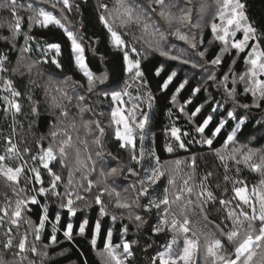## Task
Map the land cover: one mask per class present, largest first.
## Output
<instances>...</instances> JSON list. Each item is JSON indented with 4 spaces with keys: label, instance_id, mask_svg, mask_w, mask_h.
<instances>
[{
    "label": "snow or ice",
    "instance_id": "6c2138e0",
    "mask_svg": "<svg viewBox=\"0 0 264 264\" xmlns=\"http://www.w3.org/2000/svg\"><path fill=\"white\" fill-rule=\"evenodd\" d=\"M213 2L215 12L211 21H205L204 17L210 5L207 0H201L197 9L198 19L194 22L193 0H114L111 9L103 0H97L99 23L106 29L112 48L121 53L126 75L121 88L110 89L106 84L108 72L97 74L86 61L83 20L76 28L71 26L66 15L73 11L81 14L88 0H27V3L24 0H0V9L7 11L10 17L0 20V29L7 28L8 33L0 34V41L4 42L3 48H0V92L6 93L0 95V112L6 118L11 115L13 134L16 133V118L23 114L21 98L31 106L33 123L40 119L43 105H47L49 114L56 120L49 133L51 139L45 145V137L41 136L36 142L35 154L29 148L21 150L13 136L4 137L0 177L12 189L14 199L5 195V203L0 206V229L4 230V238L0 240V249L4 253L0 254V264H37L33 257L39 258V264H46L50 260V246L61 243L57 235L59 232L70 243H75L77 236L84 237L96 250L100 264H134L136 253L133 246L139 245L140 240L126 239L129 224L124 222L125 219L135 224L137 232L146 233L143 251L148 257V264H198L197 258L201 253L204 264H264V149L249 147L245 143L228 151L229 145L239 143L238 133L250 119L254 120L258 134L264 136V23L258 25L252 21L247 0ZM57 9L59 15L56 14ZM21 12L27 13L26 18ZM153 17L167 26V32L161 30ZM129 25L139 26L143 33L151 30L158 40L154 45L149 42L147 49H138L135 41L142 37L133 34L130 42L125 38L128 33L120 30ZM50 26L62 30L70 42L69 62H74L84 82L72 80L70 76L57 80L49 74L48 81L43 85L45 100L42 103L33 97V88L40 87L32 78L34 70L42 77L45 75L39 67L42 64L54 65L61 71L64 68L60 59L64 55L62 44L47 42L41 46L31 34L34 27L47 29ZM205 27H210L213 37L207 47L204 46ZM169 35L184 42L187 48L165 43ZM21 39L23 44H20ZM217 44L219 50L208 59L209 49ZM173 49L176 51L173 52ZM33 51L40 53L38 59H32L30 54ZM156 51L167 60L198 69V73L193 75L200 76L196 85L189 87L187 75L174 83L178 77L177 70L166 72L163 63L154 68L156 77L165 74L157 84L159 91L165 93L166 99L171 92L170 106L167 107L170 123L162 129L165 138L163 151L172 154L179 150L188 152L193 144L207 146L224 168L223 194L229 191L227 183H232L231 192L234 195L230 199L219 198L210 186V178L215 175L213 171H206L194 186L189 184L193 178L189 175L183 179L182 186L171 194L167 187L162 195L156 194L158 184L166 175L168 184L176 187L175 176L165 165L174 163L178 169L183 163L179 159L162 162L157 153V134L152 131L150 123L156 97L149 88L146 69L142 67V61ZM190 53L197 59H192ZM229 56L232 57L231 64L225 67L226 57ZM106 59V55L101 57L102 62ZM240 59L244 68L237 71L234 66ZM12 77H19L21 81L27 78V92H22ZM170 86L174 90H170ZM186 89L189 94L184 97L182 93ZM201 93H204V99L198 102ZM92 96L110 98L107 125L102 124L100 118L105 113L97 111L96 105L91 102ZM125 97H128L127 101ZM145 103L147 111L142 107ZM128 104L131 106L127 107ZM253 109L259 110V118ZM182 118L190 127L178 123ZM112 126H115L114 136L119 148L128 150L130 161L139 166V170L127 166L125 179L128 176L136 179L122 191L109 184L110 178L124 174L122 165L110 167L107 171L101 169L102 181L90 178L97 164L90 144L95 145V157L102 158L106 138L111 135L106 128ZM81 129L84 130V138L80 137ZM217 137L223 139L219 149L213 148ZM257 138L250 137L249 143ZM70 151L75 154L74 168H68L66 163ZM108 155L112 156L110 152ZM10 160L20 163L12 166L8 163ZM229 161L237 166V174L241 172L239 165L243 164L251 172L259 173L261 179L249 187L245 180L230 177ZM54 162L61 168H68L63 191L60 190L63 177L53 170ZM189 167L193 172L197 167L195 154L190 157ZM42 170L48 174L47 183ZM76 173L81 175L78 185L74 183ZM100 183L103 187H99ZM216 187L220 188L218 182ZM194 188L198 189L195 200L191 198ZM105 196L115 209L126 210V215L125 212L119 216L110 212ZM90 198L92 203H89ZM53 200L57 202L58 210L50 214L49 201ZM92 204L98 206L95 220L90 221L84 215L74 226L71 218L77 217L78 212H86ZM216 204L219 205L217 211L223 214L220 223L209 220V205ZM33 206L38 212L37 222L28 215L34 210ZM197 209L206 222L203 228L199 227V221L194 223L189 215ZM62 212L69 218L63 223ZM153 214L155 222L151 223ZM105 217L110 219L107 226ZM21 223L28 226L22 234ZM49 224L48 243L38 247L37 242L42 240ZM209 224L215 231L205 230ZM114 230L118 232L119 243H114ZM167 233L171 234L170 238L156 245L153 238ZM29 235L32 236L31 241ZM98 240H102V248L98 247ZM149 250H153L154 254ZM68 252L69 249L64 248L58 255L65 256ZM9 253L12 259L6 258ZM80 255L85 254L82 252ZM80 264H88L87 259Z\"/></svg>",
    "mask_w": 264,
    "mask_h": 264
},
{
    "label": "trees",
    "instance_id": "16d2710c",
    "mask_svg": "<svg viewBox=\"0 0 264 264\" xmlns=\"http://www.w3.org/2000/svg\"><path fill=\"white\" fill-rule=\"evenodd\" d=\"M113 0H103V2L110 5ZM25 2V0H24ZM96 2L94 0H88V5L86 8L81 9V14H77L75 11L72 13L71 18L73 19L71 23H73L76 28H79L81 20H83L84 28L82 29V32L84 34V43L86 45L85 48V55H86V61L89 63V67L99 74L100 72L107 71L109 74V80L106 81L107 87L112 86H118L121 84L125 79L126 75L123 72V64H122V57L121 53L115 51L109 41V37L107 34L106 29L103 27L102 24L99 23L98 16H99V10L96 8ZM247 8L249 15L254 23H257L258 25L261 23H264V0H247ZM21 15H24L25 18L27 16V13L21 12ZM9 13L5 10L0 9V20H6L9 19ZM0 34L7 35V28L0 29ZM33 36L36 38V43L43 46L47 42H60L62 44V51L64 52V55L60 58L64 68L63 71L56 69L54 65L51 64H42L40 65L41 71L45 73L44 76L40 77L36 74L35 70L33 72L32 78L37 81V84L40 85V87H34L33 88V97L35 100H39L43 103L45 100L43 85L48 81V75H53L57 80L63 79L65 76H70L72 80H79L81 83L84 82L82 79L81 74L75 67L74 62H69L68 58V51L70 48V42L67 41V38L63 35L62 30L50 26L49 28H40V27H34L32 29ZM204 46L207 47L208 41H210V31L206 29L204 31ZM171 41V40H170ZM20 44H23V40H20ZM4 42L0 41V48H3ZM88 45H91V47H88ZM35 48V44L33 45ZM219 50L218 44L216 46H213L209 49L207 53V58L211 59L216 52ZM95 51V55L93 54ZM15 55V54H13ZM32 59H38L40 57V53L38 51H33V53L30 54ZM52 55V54H49ZM107 56V59L102 62L101 57ZM235 53L233 52V56ZM243 56V54H241ZM232 57H226L225 60V67H227L229 64H231ZM161 63L165 65L166 72H170L171 70L175 69V63L171 61H165L162 60L161 56L158 54H153L147 58V60L142 61V67L146 69V76L149 80V88L153 92L154 96L156 97V100L153 105V110L151 113V127L152 131H154L157 134L156 138V145H157V153L161 156L162 162L165 160L168 161H175L176 159H188L193 154L197 156V167L194 171V183H199L201 177L205 174L206 171H213L215 175L210 178V186L213 188V190L216 192L217 196L219 198H228L230 199L234 194L231 192L232 183L229 181L227 183V188L229 191L226 194H223V188L225 186V182L223 181V175H224V168L215 156V153L213 151H209L207 146H201L198 144L191 145L190 151L185 152L183 150H179L175 153L169 154L165 151H163V145L165 142V138L162 132V129L170 123L169 117L167 115V107L169 105V99L171 92L168 93L169 99L165 98V93H162L158 89V82H161V78L165 75L164 73L161 74V77H156L154 75V68L158 67ZM243 60L240 59L237 61L235 67V70L241 71L243 69ZM189 70V69H188ZM187 71V70H186ZM185 77V72H178L177 80L174 81V83H177L179 80H182ZM14 80L17 81V87L22 92H27V88L25 85L27 84V78H25L23 81L19 77H12ZM198 81L197 80H190L189 87H193L196 85ZM170 90L172 89V86H170ZM188 90L186 89L182 95L184 97H187ZM0 95H4L3 92H0ZM204 99V93L200 94V99L198 102H203ZM104 101H108V98L104 97H97L92 96L91 102L96 105V109L99 112V104L103 103V105H106L109 103H104ZM99 102V103H97ZM21 103L23 106V114L19 115L16 118V133L13 134V131H11V128H13L14 121L10 115V117L3 118L4 115H2V112H0V154H3L5 143H4V137L6 136H13L14 141H16L19 144V147L21 150L24 148H29L32 150V154H35L36 152V142L40 139L41 136L45 137L43 143L47 145L49 140L51 139L49 136V133L53 130L52 125L56 123L55 117L49 114V109L47 108V105H43L41 107V117L38 121L32 122L33 118L30 114V104L29 102L21 98ZM75 103V101H73ZM253 113L256 115V117L259 116V110L253 109ZM90 115V114H86ZM102 119V117L100 118ZM103 119V123H104ZM180 125H183L185 127H190L186 124V122L181 119L178 122ZM29 124H31V127H29ZM257 136V140L251 141L253 144V147L258 148L264 146V136H261L257 132V126L254 123V120L250 119L249 123L245 126V128L241 131V133H238V141L240 144L249 142L250 137ZM80 137L83 138L84 135L80 134ZM90 139V138H89ZM238 143V144H239ZM223 145V139L221 137H217V139L214 141L213 148L219 149L222 148ZM105 148L107 152L111 153L112 156L110 157L112 162H117V164L123 165L122 163H126L128 161L129 166L137 168L139 170L138 166L134 163H130L127 152L125 149H120L118 146V142L115 141L112 137L106 138ZM229 151V150H228ZM112 157H116L118 159H113ZM25 159H28L27 156H25ZM17 161L15 164H18ZM31 163V162H30ZM232 161H229L230 171L228 172V175L233 178H238L236 176V167L232 166ZM234 164V163H233ZM240 167V166H239ZM42 176L45 180H49V178H46V175L42 171ZM259 175L252 174L249 171H246L244 169H241V172L239 173V179L245 180L248 184H253L258 181ZM65 178V176H64ZM128 179H132L131 176H128ZM47 180V182H48ZM163 180V178H162ZM3 178L0 177V195H2L4 188L6 186L3 183ZM46 182V183H47ZM220 184V188L216 187V183ZM63 183H66L65 180L62 182V188L60 190H63ZM163 183V182H162ZM110 184V183H109ZM112 185V184H111ZM22 186V185H21ZM120 188H123L122 186H119ZM125 187V186H124ZM194 191H198V189H194ZM92 202V201H91ZM235 203V201L233 202ZM50 204V214H54L57 209V202L55 200L49 201ZM34 210L29 213L28 215L30 218L37 222L38 219V212L35 209V206H33ZM219 208V205H209V220L215 221V223H220V221L223 219V214L217 211ZM98 212V206L95 204H92V207L88 209L86 212H78L77 217L71 218L72 222L74 223V226L77 224V221L84 215H87L90 218V221H94ZM62 223L67 221L69 218L62 212ZM54 218V217H52ZM125 223L129 224V233L126 237L128 240H136L139 239L140 243L139 245H134V251L136 253V260L134 264H148V257L144 254L143 248H144V239L146 237V233L141 231L137 232V229L135 227V224L127 221V219L124 220ZM151 223L155 222V215L153 214L151 218ZM104 223L107 226L110 224V219L108 217L104 218ZM117 229L119 228V224L116 226ZM51 232V225L49 224L48 227L45 229L44 235L42 236V240L37 243L38 247H42L44 243H48L47 235ZM87 234V233H86ZM58 238L60 239L61 243L59 245H51L48 249L50 260L46 262V264H80V261L87 259L88 264H100V258L97 256L96 250H93L88 243V241L84 237L77 236L75 238V243H70L66 240H64L62 232L57 233ZM169 233L167 234H159L155 236L153 239L156 243V245H161L167 241L169 238ZM0 238H2V234L0 231ZM114 243H119L120 238L118 235V232L114 230V236H113ZM98 247H103L102 240H98ZM64 248H68L69 252L66 253L65 256H60L58 253L62 251ZM1 250V249H0ZM154 254L153 250H149ZM84 253L85 255L81 256L80 253Z\"/></svg>",
    "mask_w": 264,
    "mask_h": 264
},
{
    "label": "rangeland",
    "instance_id": "374dc122",
    "mask_svg": "<svg viewBox=\"0 0 264 264\" xmlns=\"http://www.w3.org/2000/svg\"><path fill=\"white\" fill-rule=\"evenodd\" d=\"M94 1L97 3V0H94ZM77 2H78V0H77ZM200 2H201V0H193V21L194 22H195L196 19H198L197 9L199 8ZM25 3H27V0H25ZM207 3L210 5V7H208V9L206 10V12L204 13V17H205V21L210 22L211 19H212V15L215 12V4H214L213 0H207ZM113 4H114V0L109 5V8L110 9L113 7ZM44 6L48 10H50V11L52 10L50 6H48V5H44ZM58 8H59V6H58ZM73 12L66 13V15L68 16V19L70 21L71 26L76 27L73 23H71L72 20H73L71 18V15H72ZM56 14L59 15L58 9L56 11ZM153 19L156 20L160 24L162 31L167 32V26L162 21H158V18L157 17H153ZM206 29H208L210 31V40H212L213 37H212V34H211L210 27L203 28V34H204V31H206ZM120 30L122 32L128 33V35L125 38L127 40H129L130 42H132V36H133V34L136 37H142V39H140L138 41H135L136 47L138 49H141V48L147 49L149 42H151L154 45L155 42H156V40H158V37H154L151 34V30H149V33H143L141 31L140 27L137 26V25H129L128 27L121 28ZM239 35L240 34L238 33V36ZM165 43H167V44H176L177 45V48H187V45H185L184 42L177 40L176 37L175 36H172V35H169L168 36V40ZM172 51L175 52L176 50L173 49ZM153 54H158L159 56H161L159 54V52L156 51V52H151V54H149L148 57L151 56V55H153ZM190 55H192V54L190 53ZM161 58H162V60H165V61H171V60H167L163 56H161ZM192 59H197V57H195L194 55H192ZM171 62H174L175 63V65H176L175 68H176L177 72H180V71L185 72V76L187 75L189 77V80H197V78H198V80L200 79V76L199 75H193L194 73H198V71H199L198 69H192L190 65H180L176 61H171ZM243 68H244V66H243ZM181 69H183V70H181ZM123 82L121 84H119L118 86H112V87H108V88H110V89L121 88L123 86ZM0 87H2V84H0ZM143 91H146V90H142V92ZM3 94L5 95L6 93H3ZM125 100L127 101L128 100V97H125ZM105 102L110 104L111 103L110 98H108V101H104V103ZM109 104H107L108 107H106V105H103V103H100L99 104V110L100 111H103L105 113V116L102 117V119H101V122H102L103 125H107L108 122H109V111H110ZM130 106H131V104H128L127 105V107H130ZM142 107L144 108V110L147 111V105H146V103L143 104ZM2 115H4V114L2 113ZM150 115H151V113H150ZM7 117H10V115L7 116ZM3 118H6V117L3 116ZM257 118H259V116ZM103 119H105L104 120V123H103ZM114 127L115 126H112V128H106V131L109 132V133H111V135H109L108 137H112L116 141L115 136H114ZM11 131H12V128H11ZM80 134L84 135V130L83 129H81ZM73 135L75 137L76 134L73 133ZM14 142H16V141H14ZM245 143H247L249 145V147H253V145H252L253 143L252 142L249 143L247 141ZM245 143H242V144H245ZM240 145H241L240 143L239 144H236V145H229V148H228L229 152L231 151L232 147H240ZM138 146H139V142H138ZM253 148H255V147H253ZM258 148L264 149V146L258 147ZM90 150L93 151V159H96V161H97L96 171L91 174L90 178L91 179H94V180H97V181H102L103 180V177L100 175L101 169H104L105 171H107L110 167H117L118 164L115 161L114 162L111 161L110 156L108 155V152H107V150H106L105 147H104V154H103V157L102 158L95 157V154H94L95 153V145H91L90 144ZM126 152H127V156H128V159H129V152H128V150H126ZM179 160L183 161V163L179 166L178 169H177V166L174 163L165 165V167L167 169H169L170 174H173L175 176V179H176V187L173 188L172 186H170L168 184V175H166L165 177H163V180L161 179L160 183L158 184V186L156 188V194L157 195H162L163 190H164L165 187L169 188V193L170 194L172 192L176 191L178 188H180L182 186L183 179H187L189 175H192V177H193L192 180L189 181V184L191 186L196 185V182L194 183L195 178H194L193 169L189 167L190 158H188L187 160L186 159H183V158L182 159H179ZM17 161L18 160H10V161H8V163L11 164L12 166H16L15 163ZM18 162L20 163V161H18ZM129 162L132 163L130 161V159H129ZM66 163L68 164V168H74L75 167V154H74L73 151H70L69 152V156H68V159H67ZM233 163H232V166H235L236 167V165L233 164ZM122 164H123L122 166H124V174L118 175L116 177H113V178H110L109 179V183L112 184L113 187H116L118 191H122V188H120L119 186H122V187L125 186V187H127L128 184L134 182L135 179H136L135 177H132V179H128V177H127V179H125V176L127 175L126 169H127V166H129V163L127 161L126 163H122ZM239 166H240L241 169H244L246 171L251 172L250 169L248 167H246L245 165L241 164ZM68 168H61V166L58 163H55L54 162V169L53 170L56 171V172H58L59 174H61L62 177H63V180H65V182H67V179H68ZM138 168H139V166H138ZM42 171L46 175V178H49L47 172L45 170H42ZM251 173L252 174L259 175L258 181L256 183H253V184H257L259 182V180L261 179L260 174L259 173H255V172H251ZM64 176H65V178H64ZM236 176L239 178V174H236ZM3 180H4V178H3ZM47 180H45V182H47ZM113 180L115 181V183H113ZM80 181H81V175H80V173H76L75 176H74V183L78 185L80 183ZM2 184H4L6 186V188H4L2 195H0V206H3L4 203H5V195H7L8 197H11V198L14 199L13 193H12V189L7 185V183L5 182V180L3 181ZM253 184H249V187H251ZM37 187H39V186L37 185ZM99 187H103V184L100 183L99 184ZM61 188H62V185H61ZM194 189H196V188H194ZM61 191H63V190H61ZM94 191H96L95 188H94ZM122 195H125V194L122 192ZM191 198L193 200L196 199V192L195 191L193 192ZM104 199H105L106 203H108V208H109V211L110 212H114L118 216H119V214L121 212H125V215H126V210L115 209L112 206V203L109 202L107 196H105ZM89 203H92L91 202V198L89 199ZM189 215H190V218L194 221V223L196 221H199L200 222L199 223V227L203 228V226H204V224L206 222L203 220V216L199 214V210L198 209L196 210L195 213H190ZM27 227L28 226L26 224L21 223V226H20V232H21V234L24 232V230ZM205 230L206 231H215L213 225H211V224H209L208 225V228L205 229ZM0 231H1V234H2V238H0V240H3V238H4L3 237V231L4 230L3 229H0ZM170 235L171 234L169 233V236ZM29 240L30 241L32 240V236L31 235H29ZM0 254H4L2 249L0 250ZM6 258L7 259H12L11 254L10 253L7 254ZM33 259H36L37 260V264H39V258L33 257ZM197 260H198V264H204V261H203V253L200 254V256L197 258Z\"/></svg>",
    "mask_w": 264,
    "mask_h": 264
}]
</instances>
